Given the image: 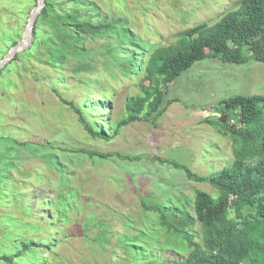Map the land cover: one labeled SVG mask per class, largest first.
Instances as JSON below:
<instances>
[{"label": "trees", "instance_id": "1", "mask_svg": "<svg viewBox=\"0 0 264 264\" xmlns=\"http://www.w3.org/2000/svg\"><path fill=\"white\" fill-rule=\"evenodd\" d=\"M92 2L44 0L33 26L30 46L17 52L0 69V79L6 84L10 82L7 74L17 65L25 69L36 63L55 72L57 78L50 81L49 86L92 139L109 141L122 127L134 122L155 123L167 107L177 101L168 99L164 104L170 85L198 61L217 59L234 65L249 61L264 64V0H240L214 24L202 22L180 31L172 43L159 46L141 45L125 26L113 27V21L101 18ZM23 3L27 10H21L16 16L9 14L15 21L9 27H0V60L20 41L23 33L17 23L27 19L36 0H23ZM108 32L117 39L113 45L105 43L109 45L106 53L120 75L133 81L138 89L137 94L126 97L124 117L111 136L104 131L103 120H100L101 127L96 125L98 114L88 119L86 111L97 109L84 102L75 104L56 88L58 82L67 80L63 66L66 59L85 53L84 41L89 35L106 36ZM98 108L105 110V103L98 102ZM214 113L219 117H213L211 125L222 137L231 139L233 163L208 176L195 174L176 163L172 165L183 169L190 181L208 184L215 194L194 189L192 202L184 201L186 206H192V216L186 206L165 207L141 202L144 211L157 214L158 227L163 228L167 237H181L180 243H173L175 251L178 245L190 248L186 255L171 254L173 258L161 260L160 264H264V94L220 99ZM2 131L0 143L7 146L0 149V172L8 168L13 172L9 176L0 174V264H55L60 251L64 247L74 250L73 242L78 240L87 254L92 250L101 252V237L111 217L105 216L97 201L68 184L56 185V190L47 192L25 193L27 188H33L30 179L38 187L49 178L50 169L41 173L33 167L26 169L9 161L10 146L27 147L29 143L16 142L6 135L7 131ZM37 148L66 153L79 151L91 158L116 157L127 162L138 159L44 144ZM192 223L199 225L196 232ZM196 236L199 241L194 240ZM121 245L131 258L158 261L149 253L142 257L130 238H124Z\"/></svg>", "mask_w": 264, "mask_h": 264}, {"label": "rangeland", "instance_id": "2", "mask_svg": "<svg viewBox=\"0 0 264 264\" xmlns=\"http://www.w3.org/2000/svg\"><path fill=\"white\" fill-rule=\"evenodd\" d=\"M92 1V5L99 9L96 12L101 18L112 20L113 27L125 26L140 40L141 45L153 46L172 43L180 31L202 22L214 24L240 2ZM15 2L21 5L14 6ZM21 10H27L23 0H0V27H9L15 21V17L9 14L16 16ZM27 19L17 23L21 34ZM92 36L84 41V54L66 59L63 66L67 71V80L58 82L56 88L64 98L73 100L75 104L84 102L97 109L86 111L88 119L98 114L96 125L101 127L100 120H103L104 131L111 136L116 124L124 117L126 97L137 94L138 89L133 81L120 75L113 59L106 53L109 45L105 43L108 41L113 45L116 35L108 32L106 36ZM7 77L10 79L8 84L0 79V132L7 131L6 135L16 142L29 143L27 147L9 145V161L26 169L33 167L41 173L49 168L51 173L38 187L30 179L33 188H27L25 193L47 192L56 190V185L68 184L97 201L105 216L111 217L101 237L102 253L92 250L87 254L85 247L82 251L83 245L78 240L73 242L74 250L64 247L60 251L55 264H160L161 260L173 258L171 254L186 255L190 248L178 245L175 251L173 246L174 242H181V237H167L163 228L158 227L157 214L144 211L141 202L183 208L186 206L185 199L192 202L194 189L215 194L208 184L190 181L184 170L175 168L172 163L203 176L230 166L234 160L231 139L222 137L219 130L211 125L212 118L219 117L214 113L216 103L234 95L264 94V64L249 61L234 65L217 59H204L196 62L170 85L164 104L168 99L177 101L171 103L155 123L128 124L111 140L102 141L88 137L76 115L52 91L49 84L57 78L55 72L35 63L25 69L17 65ZM98 102L105 103L106 109L98 108ZM41 144L138 159L127 162L116 157L91 158L79 151L39 150L37 145ZM6 146L0 143V149ZM12 172L8 168L0 174L9 176ZM185 209L192 216V206ZM192 224L196 232L199 225ZM100 232L98 230L97 234ZM117 234L122 238H117ZM124 238L135 241L142 257H147L149 253L158 261L149 262L128 256L121 245ZM194 240L199 241V236Z\"/></svg>", "mask_w": 264, "mask_h": 264}, {"label": "water", "instance_id": "3", "mask_svg": "<svg viewBox=\"0 0 264 264\" xmlns=\"http://www.w3.org/2000/svg\"><path fill=\"white\" fill-rule=\"evenodd\" d=\"M43 6H44V0H36L35 6L31 9L28 15L27 25L23 31L20 41L14 46H12L8 50V52L3 56V58L0 60V69H2L9 62V60L14 57V55L17 52L26 50L30 46L33 37L32 35L33 26Z\"/></svg>", "mask_w": 264, "mask_h": 264}]
</instances>
